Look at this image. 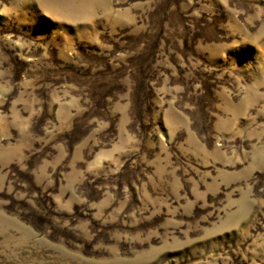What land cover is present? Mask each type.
I'll use <instances>...</instances> for the list:
<instances>
[{"label": "rangeland", "instance_id": "rangeland-1", "mask_svg": "<svg viewBox=\"0 0 264 264\" xmlns=\"http://www.w3.org/2000/svg\"><path fill=\"white\" fill-rule=\"evenodd\" d=\"M0 264H264V0H0Z\"/></svg>", "mask_w": 264, "mask_h": 264}]
</instances>
